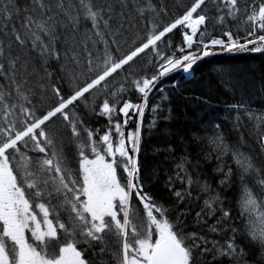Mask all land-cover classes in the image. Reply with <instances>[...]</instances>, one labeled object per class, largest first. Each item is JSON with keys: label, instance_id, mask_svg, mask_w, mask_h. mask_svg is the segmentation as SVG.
<instances>
[{"label": "snow or ice", "instance_id": "1", "mask_svg": "<svg viewBox=\"0 0 264 264\" xmlns=\"http://www.w3.org/2000/svg\"><path fill=\"white\" fill-rule=\"evenodd\" d=\"M0 264H264V0H0Z\"/></svg>", "mask_w": 264, "mask_h": 264}, {"label": "trees", "instance_id": "2", "mask_svg": "<svg viewBox=\"0 0 264 264\" xmlns=\"http://www.w3.org/2000/svg\"><path fill=\"white\" fill-rule=\"evenodd\" d=\"M217 60L238 70L251 69L257 71L262 63L260 54L224 55L217 57ZM213 86H215V82ZM221 99H224V97H221Z\"/></svg>", "mask_w": 264, "mask_h": 264}]
</instances>
